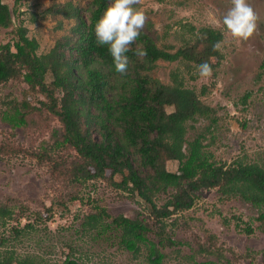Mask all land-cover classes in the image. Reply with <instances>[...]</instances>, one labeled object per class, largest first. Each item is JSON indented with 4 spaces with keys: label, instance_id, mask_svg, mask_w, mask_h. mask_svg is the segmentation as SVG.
Returning <instances> with one entry per match:
<instances>
[{
    "label": "trees",
    "instance_id": "16d2710c",
    "mask_svg": "<svg viewBox=\"0 0 264 264\" xmlns=\"http://www.w3.org/2000/svg\"><path fill=\"white\" fill-rule=\"evenodd\" d=\"M4 1L0 0V29L8 30L14 23L10 6ZM112 2L93 0L86 10L71 5L55 11L75 24L71 34L57 41L46 54H39V43L29 38L28 29L22 26L12 30L14 45H0V85L18 79L29 86L23 101L4 112V122L11 130L32 128L39 136L51 133L54 139L44 152L1 143L0 158L6 154L17 158L28 155L41 163L47 160L53 174L66 182L83 186L101 181L130 198L142 199L159 230V246L176 245L166 233V221L190 210L197 193L204 189L218 190L224 199L240 197L261 210L258 219L263 220L264 167L239 159L231 164L213 161L207 151L211 144L204 143L205 134L188 139L189 131L195 130L194 124L199 120H211V128L215 127L213 109L187 87L181 70L172 72L170 84L149 76L159 61L179 63L190 73L201 63H210L213 57L221 58L213 45L223 40L222 32L212 28L199 30L195 41H188L175 52L159 48L149 35L141 33L127 53V75L121 76L115 71L108 47L98 46L95 37V25ZM14 14L17 20L23 17L20 23L24 21L26 14L18 7ZM138 45H143L146 56L136 55ZM36 94L43 99H34V103L31 97ZM205 94L203 89L202 95ZM250 96L247 92L242 99L244 106ZM241 127L247 129L246 124ZM64 151H74L76 157L67 163L58 160ZM160 190L168 191L169 197L158 208L153 197ZM14 209L0 205L2 231L10 221H18L24 215L23 209ZM94 210L96 213L86 217V226L116 231L125 249L137 253L144 245L150 253L149 262L162 263L163 255L151 259L156 246L149 241L152 230L148 224L123 216L111 217L98 204ZM105 219L112 223L107 225ZM12 230L14 240L25 232L21 227ZM1 237V247L9 244V239ZM214 239L210 237L209 241ZM201 251L205 248L201 247ZM37 260L38 257H23L14 251L0 253V264H43ZM65 264L78 263L68 257Z\"/></svg>",
    "mask_w": 264,
    "mask_h": 264
},
{
    "label": "rangeland",
    "instance_id": "374dc122",
    "mask_svg": "<svg viewBox=\"0 0 264 264\" xmlns=\"http://www.w3.org/2000/svg\"><path fill=\"white\" fill-rule=\"evenodd\" d=\"M91 1L19 0L16 4L15 0H5L14 26L0 29V45H14L12 30L22 26L28 29V37L39 43V54H46L57 41L71 34L75 24L55 11L71 5L86 10ZM248 2L259 14L260 22L258 32L243 42L233 38L209 14L222 18L232 6L231 0H140L137 7L147 16L141 33L149 35L161 49L175 52L188 41H195L198 31L204 28L222 32L221 58L213 57L209 63L213 67L211 78L201 77L197 67L188 73L183 65L165 61H159L149 76L170 84L172 72L181 70L187 87L213 109L215 127L211 128V120H199L195 130L188 133L189 140L201 133L206 135L204 143L211 144L207 151L213 161L231 164L239 159L264 167V0ZM16 7L26 14L22 23L23 17L17 20L14 14ZM26 91L29 86L18 79L0 85V144L44 152L54 141L51 133L39 136L32 128L11 130L4 122V112L19 105ZM247 92L251 96L244 106L242 99ZM34 99L41 101L43 96L31 97L36 103ZM241 124H246L247 129L243 130ZM4 156L0 158V205L14 206L16 212L23 209L24 215L10 221L5 231L0 229V242L1 236L10 240L0 246V253L14 251L23 257H38L43 264H65L68 257L78 264H152L146 246L132 253L120 244L116 231L104 232L103 227L91 229L85 225L86 217L96 213L98 204L111 217L123 216L148 224L152 230L149 241L156 246L151 259L163 255L161 264H264V219H258L261 210L240 197L224 199L218 190H201L190 210L166 221V233L176 245L164 247L158 244L159 230L142 199L130 198L101 181L83 186L66 182L53 174L47 160L41 163L28 155ZM74 157V151H64L58 160L67 163ZM168 197V191L160 190L153 201L161 208ZM105 223L112 222L105 219ZM13 227L25 230L18 240H14ZM210 237L215 239L209 241ZM208 248L211 254L206 252Z\"/></svg>",
    "mask_w": 264,
    "mask_h": 264
},
{
    "label": "clouds",
    "instance_id": "9594fccd",
    "mask_svg": "<svg viewBox=\"0 0 264 264\" xmlns=\"http://www.w3.org/2000/svg\"><path fill=\"white\" fill-rule=\"evenodd\" d=\"M139 3L140 0H113L95 25L96 44L108 47L115 71L121 76L127 75V53L139 39L147 22L145 12L137 7ZM231 5L220 19H217L214 13L209 14L214 22L222 24L233 38L241 42L248 41L258 32L259 14L248 0H231ZM221 46L222 42L218 41L213 45V50H219ZM136 55L141 58L147 55L143 45L137 46ZM197 69L201 77L213 76V67L207 62L198 65Z\"/></svg>",
    "mask_w": 264,
    "mask_h": 264
},
{
    "label": "water",
    "instance_id": "95a60500",
    "mask_svg": "<svg viewBox=\"0 0 264 264\" xmlns=\"http://www.w3.org/2000/svg\"><path fill=\"white\" fill-rule=\"evenodd\" d=\"M10 12H11V10H10ZM11 14H12V12H11ZM12 17V16H11Z\"/></svg>",
    "mask_w": 264,
    "mask_h": 264
}]
</instances>
